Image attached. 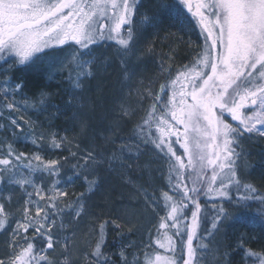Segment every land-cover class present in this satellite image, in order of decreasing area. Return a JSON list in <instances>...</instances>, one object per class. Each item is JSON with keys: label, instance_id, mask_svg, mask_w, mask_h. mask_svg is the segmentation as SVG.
<instances>
[{"label": "snow or ice", "instance_id": "1", "mask_svg": "<svg viewBox=\"0 0 264 264\" xmlns=\"http://www.w3.org/2000/svg\"><path fill=\"white\" fill-rule=\"evenodd\" d=\"M141 6V0H0V60L14 59L15 64L25 65L49 56L48 50L54 58L64 46L74 47L62 70H68V79L78 89L81 80L93 74L91 49L99 42L112 40L118 50L127 53L137 25L145 30L155 28L165 18L187 25L190 21L186 13L191 14L204 43L192 61L178 66L174 75L171 65H161L168 76L159 93L154 95L150 86L140 90L141 100L151 98L153 102L136 125V133L167 157L171 190L161 193L165 215L160 216L155 238L158 248L169 255L145 251L143 264H200L209 247L202 241L232 218L223 201L230 202L238 212L251 211L252 203L258 202L257 215L264 217V195L242 180V151H237L245 134L264 137V0H154L153 8L143 14ZM3 85L0 91L7 101L3 107L14 110V94L23 85L17 83L12 88L7 79ZM45 96L40 94L41 104ZM124 114H129L126 109ZM226 116L235 123H229ZM10 123L20 128L15 119ZM172 137L183 149L182 155L174 149ZM44 139L41 133L39 141ZM48 139L55 149L71 144L67 137L58 138L55 133ZM32 143L39 146L35 137ZM70 155L76 157L77 153ZM83 160L84 164L73 167L85 169L94 156L89 152ZM0 166V181L33 189L25 193L11 232L9 253L0 258V264H73L75 232L61 236L59 231L71 228L63 219L66 209L74 213L73 221L85 212V193L61 207L69 196L61 184L71 183L72 177L58 179L60 161L45 160L39 153H16L11 143L6 153L0 154ZM34 174L54 179L44 189L35 182ZM84 181L91 191L96 181L87 175ZM201 197L221 201L219 205L212 203L211 227L203 230L204 236L202 222L207 211ZM12 215L0 203V230H7ZM106 223H100L94 246L84 252V264H115L103 251ZM111 223L121 228L118 220ZM57 245L60 258L50 257L48 253L55 252ZM119 255L122 264H128L123 248ZM224 255L227 258L228 253ZM244 258L245 264L248 258H253L252 264H264V251L245 248ZM134 264H140L135 257Z\"/></svg>", "mask_w": 264, "mask_h": 264}, {"label": "rangeland", "instance_id": "2", "mask_svg": "<svg viewBox=\"0 0 264 264\" xmlns=\"http://www.w3.org/2000/svg\"><path fill=\"white\" fill-rule=\"evenodd\" d=\"M190 18L192 17L188 16L190 23L187 25L178 22L177 26L173 23L171 27L167 25L166 20H163L157 27L148 28L151 34L148 33L149 36L145 38L150 39L151 50L144 49L145 41L140 38L141 35L136 34L137 45L139 41H143L138 48L136 46L134 50L124 55L125 59L131 60L128 66L122 64L118 66L114 62L119 58L117 55L106 58L109 54L105 56V52L101 56L99 43L96 44L91 49L93 74L83 78L81 88L78 89L74 88L72 81L68 79V70L66 68L62 70L66 57L74 51V47L64 46L63 51H59L54 58L51 56V50H48L49 56L37 58L25 65L15 64L14 59H8L7 62L0 60V88L4 86L5 79L12 88L17 83L23 85L21 90L14 94L16 103L14 110L3 107L7 101L4 100V93L0 91V125H5L0 127V144L3 145L0 154L6 153L7 145L11 143L16 153L23 152L28 156L39 153L45 160H59L61 175L58 179L66 180L72 177L71 183L61 184V188L69 193L61 207L65 203L76 201L79 193H85V212L73 221L74 213L66 209L63 219L66 224L71 225V228L68 231H59L61 236L75 232L76 247L71 253L73 264H84V252L94 246L99 225L106 221L107 226L110 227L109 237L116 236V239L113 242L115 245L105 253L111 256L115 264H122L119 255L122 248L125 250L128 264H134V257L143 264L145 251L169 255L155 244L160 216L165 215L161 193L170 192L166 173L167 157L150 145H142L138 150L139 144L127 141L124 137L132 134L134 122L144 117L153 102L151 98L141 100L140 90L150 86L155 95L160 92V85L166 82L168 74L162 72L161 65L163 64L164 67L171 65L174 75L178 66L190 63L200 51L204 40L199 27L196 26V21ZM140 30L141 28H136V31ZM167 33L171 34L167 35ZM176 36L179 38L178 41L184 40L185 43L180 44L179 48H171L172 41L167 37L174 40ZM18 73L31 75L37 79V82L25 86L18 80ZM41 93L46 94L43 104L40 103ZM66 94L72 98L74 106L81 109L69 116L74 122L87 118L89 113L87 110L95 105L94 100L99 107L104 100L105 111L108 109L105 112L108 146L107 143L102 142V135L99 143L82 130L77 136H72L49 127L52 123L44 122L47 115L56 108L55 103H58L60 108L69 101L63 98ZM97 95L98 98L94 99ZM164 99L167 100L166 94ZM62 100L64 102L60 105ZM125 109L128 115L124 114ZM11 119H15L20 128L11 125ZM228 122L235 123L231 119ZM41 133L45 137L43 141H39ZM52 133L58 138L67 137L71 144L65 143L62 149L51 147L48 137ZM34 137L39 146L32 143ZM127 142L128 148L123 149ZM240 145L237 151H242L239 160L241 178L244 182H254L255 170L264 167V137L258 133L245 134ZM175 150L179 155L180 152L176 148ZM71 152H76V157H72ZM89 152L93 154L94 161L90 160L85 169L74 168V165L84 164L83 157ZM24 163L27 161L25 160ZM77 172L79 176L76 175ZM34 175L35 182L42 184L44 189H48L54 179L47 174ZM85 175L89 180L96 181L91 191H88L89 185L84 181ZM32 191L30 187L25 190L9 184L7 180L0 181V203H4L7 211L13 214L9 218L11 225L7 230H0V258L9 253L11 232L20 215L18 210L24 205L25 193ZM153 196L155 200H152ZM212 203H208V206H212ZM215 203L218 204L217 201ZM224 207L233 214L232 218L226 220L212 237L202 241L209 247L203 252L200 264H228L222 257V251L228 246L229 240L238 243L234 239L236 231L233 229L229 231V226L239 217V212L228 201L224 203ZM112 220H118L121 228H116L111 223ZM60 251V245H57L55 252L50 251L48 254L50 257L60 258Z\"/></svg>", "mask_w": 264, "mask_h": 264}, {"label": "trees", "instance_id": "3", "mask_svg": "<svg viewBox=\"0 0 264 264\" xmlns=\"http://www.w3.org/2000/svg\"><path fill=\"white\" fill-rule=\"evenodd\" d=\"M167 25L173 24L174 26H177L176 24L178 21L170 19V18H165ZM172 22V23H171ZM171 27H173L171 25ZM171 34V33H170ZM167 33V35H170ZM178 37L173 40L172 38L169 37V41L171 42V48H179L180 44H183L184 40L181 42L178 41ZM180 42V43H179ZM18 80L20 82H23L25 86H28L32 82L35 83L37 82V79L32 77L31 75L29 76L26 73H18ZM32 83V84H33ZM94 94V93H93ZM65 98L64 100L68 99L69 101L67 102L68 105L66 106L67 103L62 104L64 102L63 100L60 102V105L62 104V107H58V103H55L56 108L53 109V112H51L46 120L44 122L51 124L49 127L56 128L58 129L61 133H68L71 134L72 136H77V134L82 132L89 134L91 137L95 138L97 142H99L100 135H102V142L107 143V131H106V119H105V112L108 111V109L104 108V100L103 104L101 107L97 105V101L94 100V104L90 110H87L88 116L85 120H76L75 122L70 120L69 116L71 113L76 112L77 110H81L79 108H76L74 106V101L72 98H69V96L66 94L64 95ZM98 95L94 97V99H97ZM103 99V98H102ZM64 106V107H63ZM66 106V107H65ZM107 106V105H105ZM86 108V107H85ZM145 117V115H144ZM143 117V118H144ZM228 121H230V117L226 116ZM136 120L134 122V125L132 126L133 131L132 134L125 136L127 141H132L133 143L135 142L136 145L139 144V147L137 148L138 150L142 147V145H150L155 147L153 144L150 142H145L143 139L138 138L137 133H136V125L139 124L142 119ZM63 121V122H62ZM65 121V123H64ZM62 122V123H61ZM153 133H155V129H153ZM89 138V137H88ZM173 141V147L174 149L176 148L180 153L179 155L183 154V149L180 147L178 143H175V137H172ZM101 142V141H100ZM99 142V143H100ZM134 143V144H135ZM127 144L128 142L124 145L123 149H127ZM261 149L262 147L259 146ZM264 152V149H263ZM133 155V153H131ZM164 157V153H162ZM262 166V165H261ZM168 176V171L166 172ZM254 182H249V183H257L258 185H254L258 190L259 194L264 195V167H261L259 170H255V177H254ZM258 181V182H257ZM170 190V188L168 189ZM171 191V190H170ZM235 192H233V196H235ZM218 202L217 205L221 203V201L216 200ZM207 199L206 197H201V203L205 205L207 215L204 218L202 222V231L201 235L204 236V229H208L211 227V217L213 215V210L212 206H208V203L216 202ZM227 201H223L225 203ZM260 207L258 202H253L252 203V210L251 211H243L239 212V217L229 226V231L233 229L236 231L234 233V239L235 241L237 240L238 243H234L233 241L229 240L228 246H225V248L222 251V257L223 259L228 262V264H245V258H244V249L245 248H251L256 251H264V217H260L257 215V209ZM190 210L187 212V215H190ZM107 222V221H106ZM109 228L105 226V243L103 245V251H107L111 246H114L115 244L113 243L116 239V236H111L109 237ZM229 231L227 234H229ZM126 234V233H125ZM233 238V237H232ZM241 241H243V244L241 246ZM225 253H228L227 258L225 257ZM253 258H248L247 264H252Z\"/></svg>", "mask_w": 264, "mask_h": 264}, {"label": "flooded vegetation", "instance_id": "4", "mask_svg": "<svg viewBox=\"0 0 264 264\" xmlns=\"http://www.w3.org/2000/svg\"><path fill=\"white\" fill-rule=\"evenodd\" d=\"M141 8H140V13L143 14L145 11H148L150 9L153 8V5H154V0H141ZM186 12V10H185ZM188 14V16L191 17V14L190 13H186V15ZM137 19H139V17H137ZM192 19V18H190ZM136 28H140L138 25ZM151 34L149 30H145V29H141L140 31H136V34H139L141 35L140 38H142L144 41H145V48L144 49H149L151 50V43H150V39L149 38H145L148 35ZM162 36V35H161ZM165 36V35H164ZM169 37H167L168 39ZM136 40V39H135ZM135 40L132 42V46H131V49L127 52V53H130V51L133 49H135V47L138 46L141 44V41H139L138 45L137 43L135 42ZM119 46L112 40H105V41H101L99 42V51L101 53V56H103V54H105L106 52V55L108 56L106 58H109L110 55H117L119 58H116L115 59V63L119 66L120 64L124 65V66H128L130 64V61L131 60H127L124 58V55H126V53L122 50H118ZM123 61V62H122ZM151 61V60H150Z\"/></svg>", "mask_w": 264, "mask_h": 264}]
</instances>
